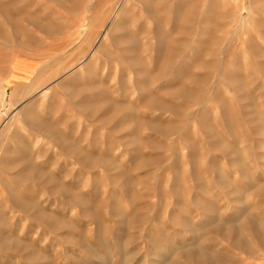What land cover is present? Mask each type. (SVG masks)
Segmentation results:
<instances>
[{
	"label": "rangeland",
	"instance_id": "obj_1",
	"mask_svg": "<svg viewBox=\"0 0 264 264\" xmlns=\"http://www.w3.org/2000/svg\"><path fill=\"white\" fill-rule=\"evenodd\" d=\"M120 1L0 0V264H264V0Z\"/></svg>",
	"mask_w": 264,
	"mask_h": 264
},
{
	"label": "bare ground",
	"instance_id": "obj_2",
	"mask_svg": "<svg viewBox=\"0 0 264 264\" xmlns=\"http://www.w3.org/2000/svg\"><path fill=\"white\" fill-rule=\"evenodd\" d=\"M121 2H122V0L119 2V4L117 5V7H118V9L119 10H122V6L120 5L121 4ZM117 24V23H116ZM115 24V25H116ZM85 27V26H84ZM98 36V35H97ZM115 56V55H114ZM31 120V119H30ZM45 124V123H44ZM5 131V130H4ZM6 132V131H5ZM4 136V135H3ZM27 147V146H26ZM21 156V155H20ZM16 167V166H15ZM27 167V166H26ZM11 170V169H10ZM29 172V171H28ZM30 173V172H29ZM9 181V180H8ZM19 192V191H18ZM43 215V214H42ZM38 223H40V222H38ZM58 227V226H57ZM256 228V227H255ZM259 227H257V229H258ZM3 229V228H2ZM259 229H261V228H259ZM256 230V229H255ZM257 232V231H256ZM8 233V232H7ZM263 238V237H262ZM240 244H242L241 242H240ZM235 245V244H234ZM244 247V246H243ZM242 247V248H243ZM246 247V246H245ZM9 251V250H8ZM248 251V250H247ZM246 252V251H245ZM190 253H194L195 254V256L197 257V258H199V260L201 259V258H207L208 260H209V262L211 263V264H215V263H218L217 262V256H208L206 253H204V252H198V251H196V252H194L193 250L192 251H190L189 253H187V256H189V254ZM247 253V252H246ZM219 259V258H218ZM168 264V263H167Z\"/></svg>",
	"mask_w": 264,
	"mask_h": 264
}]
</instances>
